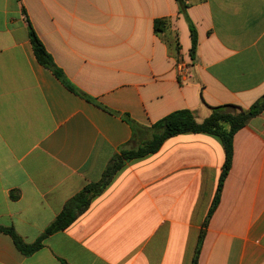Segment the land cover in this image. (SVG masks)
Returning <instances> with one entry per match:
<instances>
[{"label": "crops", "instance_id": "crops-1", "mask_svg": "<svg viewBox=\"0 0 264 264\" xmlns=\"http://www.w3.org/2000/svg\"><path fill=\"white\" fill-rule=\"evenodd\" d=\"M0 0V227L33 243L97 182L132 135L189 109H248L264 94V0ZM169 20V35L154 20ZM68 89L34 56L28 22ZM174 40L178 43L175 50ZM220 139L182 133L124 163L86 211L24 254L0 232V264H264V110Z\"/></svg>", "mask_w": 264, "mask_h": 264}, {"label": "trees", "instance_id": "trees-1", "mask_svg": "<svg viewBox=\"0 0 264 264\" xmlns=\"http://www.w3.org/2000/svg\"><path fill=\"white\" fill-rule=\"evenodd\" d=\"M178 5L179 14L185 16L188 21L190 34L189 58L193 61L197 46V34L194 25L186 16L188 0H175ZM28 22V21H27ZM169 20L167 18H158L154 20V33L166 37L170 32L168 29ZM28 36L32 46V51L36 60L44 67L49 69L53 75L59 79L68 89L77 95L89 99L80 90L76 89L64 76L62 70L58 68L50 55L45 50L43 44L37 37L32 26L28 22ZM175 50L178 51V43L174 40ZM210 113L202 121H198L195 113L189 109L175 110L150 126H141L131 123L132 135L130 140L122 145L109 161L107 167L97 182L89 183L81 191L72 196L64 204L61 212L55 220L45 229L33 243L26 244L11 228L0 227V232L11 236L14 244L22 253L28 255L41 247L45 236L67 228L78 216H80L90 203L92 197L99 195L104 187L108 185L114 174L124 165L125 162L135 158L143 157L156 153L164 141L170 137L182 133H208L217 136L224 149V163L220 174L215 196L209 213L215 208L223 180L225 179L232 162L233 155V137L238 130L244 127L251 118L257 116L264 110V94L255 101L248 109H242L239 106L226 104L220 106H209ZM206 229V222L201 227L198 242L192 257L191 264H197L200 244Z\"/></svg>", "mask_w": 264, "mask_h": 264}]
</instances>
